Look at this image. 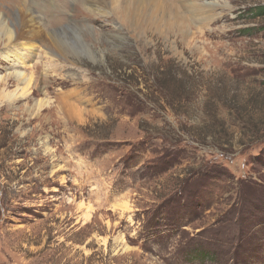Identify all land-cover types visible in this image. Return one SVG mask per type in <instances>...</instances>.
Returning a JSON list of instances; mask_svg holds the SVG:
<instances>
[{
	"label": "rangeland",
	"instance_id": "rangeland-1",
	"mask_svg": "<svg viewBox=\"0 0 264 264\" xmlns=\"http://www.w3.org/2000/svg\"><path fill=\"white\" fill-rule=\"evenodd\" d=\"M76 1L35 0L44 44L0 47V78L33 79L0 98V264H264V0L146 49L91 17L96 60L75 43L52 60L47 32L87 18Z\"/></svg>",
	"mask_w": 264,
	"mask_h": 264
},
{
	"label": "bare ground",
	"instance_id": "bare-ground-1",
	"mask_svg": "<svg viewBox=\"0 0 264 264\" xmlns=\"http://www.w3.org/2000/svg\"><path fill=\"white\" fill-rule=\"evenodd\" d=\"M79 1L82 5V8L88 13V15L87 18L82 20L83 24L80 26L81 29L77 28V33L68 35L66 31L61 36V33L57 30H55L54 33H51L49 31L47 32L45 29L48 39L46 42L48 44H45L44 48L47 49L46 54L52 60L54 59L51 54L59 55L61 51H71V48L68 47L73 43H75L74 45L83 44L87 46V51L83 48V50L79 52L77 51V53H84L90 58L96 60L97 56L88 46L86 40L92 38V40L96 41L100 35L102 36L104 34H101V32H94L92 23L90 22L91 17L94 18L99 15H106V18L113 20L119 25V27L123 28V31L108 33L110 38L113 40L130 38L136 43L143 44L146 49L149 47V43L151 42L147 41V38L145 37L148 31L153 30L157 32L164 38L166 42L170 41V34H174L176 37H180L183 41H185V25L190 22L188 19H192L194 22H205L207 25H210L211 22L216 19V17L219 18L221 14H224L226 11H230L228 3L224 0ZM34 2L35 0L33 2L14 0L12 3H10L11 5H15L16 9L14 12L9 8L7 9L2 4V2H0V47L13 48L12 55H16V52L20 49L28 50L26 49V45L23 43L18 44L19 40H31V42H41L44 40L41 28H45V21L42 22L39 18V16L43 15V12L41 11L43 7H40L38 3ZM214 12H216V14H213ZM102 17L104 18L105 16ZM64 22L65 21L60 22V24H63ZM54 27H52V29ZM48 41H50L52 45L49 46ZM101 57L104 56L102 55ZM17 58L20 60L19 63H25V59L22 60L21 56H17ZM49 66L50 68L54 69L53 61L50 62ZM49 66L46 67L49 68ZM9 78H13V81L16 82V86L21 87H18V91H20L19 94H5V86L7 85ZM32 81L33 79L31 77H27V75H25L23 72L8 74L5 78L1 77L0 87H2V89L0 98L4 100L5 103H7L9 108L14 107L17 97L28 98L31 88L33 87ZM45 101L47 100H40L35 103V106L32 108L35 115H37L44 108V106H46Z\"/></svg>",
	"mask_w": 264,
	"mask_h": 264
},
{
	"label": "trees",
	"instance_id": "trees-1",
	"mask_svg": "<svg viewBox=\"0 0 264 264\" xmlns=\"http://www.w3.org/2000/svg\"><path fill=\"white\" fill-rule=\"evenodd\" d=\"M259 11H260L259 16H263L264 15V8H261Z\"/></svg>",
	"mask_w": 264,
	"mask_h": 264
}]
</instances>
